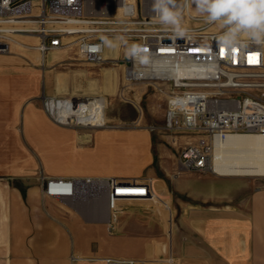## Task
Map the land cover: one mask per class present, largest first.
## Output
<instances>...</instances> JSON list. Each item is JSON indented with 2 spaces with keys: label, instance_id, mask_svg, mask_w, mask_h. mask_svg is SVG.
Segmentation results:
<instances>
[{
  "label": "rangeland",
  "instance_id": "obj_1",
  "mask_svg": "<svg viewBox=\"0 0 264 264\" xmlns=\"http://www.w3.org/2000/svg\"><path fill=\"white\" fill-rule=\"evenodd\" d=\"M194 22L189 20L187 23ZM29 35L21 33L15 38L32 44L34 39ZM112 50L120 60L102 63L82 57L75 49L42 54L34 46L24 47L17 42L11 43L8 51L0 52V136L4 137L0 145L4 147L9 137L12 140L7 143L9 148H3L4 155L12 153V157L3 158L4 167L16 161L20 173L34 174V180L40 185L41 175L49 176V170H64L71 175L152 179L156 194L152 201L113 200L117 201L114 202L113 222L101 217L98 223L106 226V233L114 240L105 244L98 240L94 243V255L126 251L121 241L127 236L149 243L148 248H154L152 240L157 236L164 246H169L165 216L173 212V228L177 230L187 201H201L205 193L211 199L218 197L224 190L218 179L230 176H221L214 171L189 170L180 165V150L186 143L194 141L195 135L166 128L169 85L126 79L122 61L126 49L123 46L119 52L117 47L108 48L106 54L110 55ZM46 96L83 100L104 96L107 126L80 125L76 119L59 123L47 112ZM40 118L67 135L57 137L50 127L40 128L43 122ZM27 130L34 134V144L22 142ZM41 130L43 135H39ZM16 136L20 138L19 143L15 141ZM40 141H43L41 150ZM21 144H26V152L19 147ZM55 144H59L58 147H54ZM17 152L20 157L15 159L13 155ZM234 177L264 186V176ZM128 218L135 221L129 223ZM73 257L75 255L71 257L74 261L78 259ZM148 257L153 262V255Z\"/></svg>",
  "mask_w": 264,
  "mask_h": 264
},
{
  "label": "built area",
  "instance_id": "obj_2",
  "mask_svg": "<svg viewBox=\"0 0 264 264\" xmlns=\"http://www.w3.org/2000/svg\"><path fill=\"white\" fill-rule=\"evenodd\" d=\"M151 6L152 0H0V52L8 51L15 35L24 33L37 37L34 47L42 54L75 49L82 57L102 63L107 61L108 48L96 47L102 45V37L126 36L129 43L147 49L143 59L126 55L122 59L126 79L169 85L166 128L195 135L194 141L182 146L180 165L214 171L217 138L264 135V46L250 43L221 52L217 37L223 30L199 15L183 20L188 35L177 37L159 22ZM151 183V178L117 175H41L45 196L67 204L92 200L99 209L109 208L110 223L114 199L152 201L156 194ZM95 211L100 218L102 212ZM101 260L104 264L138 261L110 255Z\"/></svg>",
  "mask_w": 264,
  "mask_h": 264
},
{
  "label": "crops",
  "instance_id": "obj_3",
  "mask_svg": "<svg viewBox=\"0 0 264 264\" xmlns=\"http://www.w3.org/2000/svg\"><path fill=\"white\" fill-rule=\"evenodd\" d=\"M44 126L57 137L67 135L43 121L40 128ZM43 134L41 130L39 135ZM3 138L0 136V142H4ZM21 140L34 144L35 137L27 130ZM11 141L9 137L4 147L0 145V264H104L101 259L105 255L136 258L137 264H264V186L258 183L234 176L220 177L218 182L224 190L216 198L205 193L201 201H187L177 230L173 228L171 211L165 216L169 246H164L157 236L152 240L154 248L127 236L121 241L126 251L94 255V243L114 240L106 233V226L98 223L102 218L108 220L110 214L99 212L102 218H98L92 200L67 204L45 196L34 174L20 173L16 161L4 167L3 158L12 157V153L4 155L3 148H9L7 143ZM15 141L20 142L19 136ZM25 145L19 146L23 152ZM13 157L18 159L19 153ZM49 175L71 173L49 170ZM114 202L117 201L112 203L113 211ZM72 255L78 259L72 260ZM152 255L153 262L146 258Z\"/></svg>",
  "mask_w": 264,
  "mask_h": 264
},
{
  "label": "clouds",
  "instance_id": "obj_4",
  "mask_svg": "<svg viewBox=\"0 0 264 264\" xmlns=\"http://www.w3.org/2000/svg\"><path fill=\"white\" fill-rule=\"evenodd\" d=\"M210 24L223 31L217 37L221 50H235L249 44L264 46V0H152V12L159 22L177 37L185 38L188 29L183 25L184 14L192 9ZM123 45L126 56L143 59L147 52L137 43H129L124 35L102 37V45L114 49Z\"/></svg>",
  "mask_w": 264,
  "mask_h": 264
},
{
  "label": "bare ground",
  "instance_id": "obj_5",
  "mask_svg": "<svg viewBox=\"0 0 264 264\" xmlns=\"http://www.w3.org/2000/svg\"><path fill=\"white\" fill-rule=\"evenodd\" d=\"M193 10L185 12L184 21L197 16ZM28 37L34 39L32 44L19 42L16 38L12 43L17 42L24 47L32 48L38 39L32 35ZM117 49L119 50V46ZM105 59L115 60L118 58L112 50L110 55L105 52ZM46 97L49 98L46 106L47 112L51 113L50 115L59 123H69L72 122V119H76L79 124L94 127L107 126L106 98L104 96L84 100ZM50 107L51 109H49ZM213 170L221 176H264V135L230 134L223 139L217 138L214 142ZM103 207L105 206H100L99 209L95 206L106 216L110 214L109 208Z\"/></svg>",
  "mask_w": 264,
  "mask_h": 264
},
{
  "label": "snow or ice",
  "instance_id": "obj_6",
  "mask_svg": "<svg viewBox=\"0 0 264 264\" xmlns=\"http://www.w3.org/2000/svg\"><path fill=\"white\" fill-rule=\"evenodd\" d=\"M221 52H223V50H221Z\"/></svg>",
  "mask_w": 264,
  "mask_h": 264
}]
</instances>
